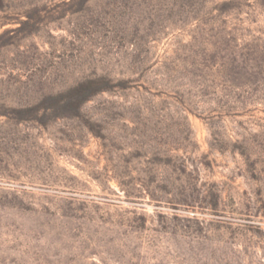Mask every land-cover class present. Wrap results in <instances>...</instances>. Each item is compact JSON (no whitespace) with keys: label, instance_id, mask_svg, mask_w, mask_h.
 <instances>
[{"label":"rangeland","instance_id":"374dc122","mask_svg":"<svg viewBox=\"0 0 264 264\" xmlns=\"http://www.w3.org/2000/svg\"><path fill=\"white\" fill-rule=\"evenodd\" d=\"M0 264H264V0H0Z\"/></svg>","mask_w":264,"mask_h":264},{"label":"trees","instance_id":"16d2710c","mask_svg":"<svg viewBox=\"0 0 264 264\" xmlns=\"http://www.w3.org/2000/svg\"><path fill=\"white\" fill-rule=\"evenodd\" d=\"M94 87H95V86H94ZM94 87H93V86H85V87L82 88L81 91H79V95H80L81 93H86V92H88V91H91V92H89L90 94H87V95H85V96L82 98L81 102H84V101H86L87 99H89L90 95H93V94L96 93L97 91H100V90H103V89H104V88H95V89H94ZM92 89H93V90H92ZM82 91H83V92H82Z\"/></svg>","mask_w":264,"mask_h":264}]
</instances>
